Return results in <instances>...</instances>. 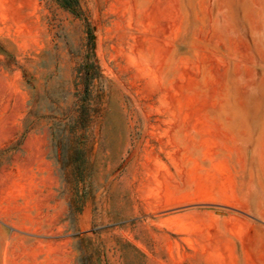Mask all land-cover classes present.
Here are the masks:
<instances>
[{"label":"rangeland","instance_id":"rangeland-1","mask_svg":"<svg viewBox=\"0 0 264 264\" xmlns=\"http://www.w3.org/2000/svg\"><path fill=\"white\" fill-rule=\"evenodd\" d=\"M263 159L264 0H0V212L63 196L78 264H264L227 204Z\"/></svg>","mask_w":264,"mask_h":264},{"label":"crops","instance_id":"crops-1","mask_svg":"<svg viewBox=\"0 0 264 264\" xmlns=\"http://www.w3.org/2000/svg\"><path fill=\"white\" fill-rule=\"evenodd\" d=\"M255 162L257 159L251 158ZM264 160V159H263ZM230 175L238 190L227 202L233 209L251 215L257 221L264 222V165L256 163L251 166L234 167ZM2 176V175H0ZM250 180L244 186L251 187V194H242L239 187L242 181ZM49 199L44 201L43 223L38 228L33 225H16L12 218L0 212V221L4 225H12L16 231H4L5 238L0 244V264H78L76 241L71 234L69 223L65 220L68 214V203L63 196L53 197L52 190L45 191ZM83 222V215L80 224ZM77 226V225H75ZM16 232H20L16 235ZM229 255L240 261L247 257L253 259L264 253V227L261 223L250 225L229 244ZM218 259H225L221 244L215 251Z\"/></svg>","mask_w":264,"mask_h":264}]
</instances>
